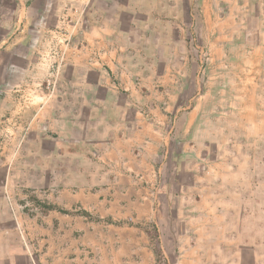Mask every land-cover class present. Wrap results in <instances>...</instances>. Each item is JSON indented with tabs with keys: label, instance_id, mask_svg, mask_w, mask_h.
Returning a JSON list of instances; mask_svg holds the SVG:
<instances>
[{
	"label": "rangeland",
	"instance_id": "rangeland-1",
	"mask_svg": "<svg viewBox=\"0 0 264 264\" xmlns=\"http://www.w3.org/2000/svg\"><path fill=\"white\" fill-rule=\"evenodd\" d=\"M241 2L0 0V264H156L157 236L169 264H264V137L242 192L229 193L223 159L233 120L225 84L245 72L241 39L229 35L239 22L227 17L240 14ZM158 12L168 15L164 27L155 25ZM112 34L117 68L101 54ZM163 34L177 40L169 57ZM128 36L146 65L145 76L125 80L119 59ZM202 98L194 139L217 141L210 160L207 150L197 160L168 146L167 158L150 164L152 178L136 177L150 192L125 195L134 215L118 205L110 213L100 191L131 184L123 172L137 167L106 150L113 126L144 115L183 129Z\"/></svg>",
	"mask_w": 264,
	"mask_h": 264
},
{
	"label": "crops",
	"instance_id": "crops-1",
	"mask_svg": "<svg viewBox=\"0 0 264 264\" xmlns=\"http://www.w3.org/2000/svg\"><path fill=\"white\" fill-rule=\"evenodd\" d=\"M262 9L260 10L259 5ZM240 14L232 13L229 15L227 20H235L239 22V28L230 30L229 35L235 37L238 36L241 39L239 45L240 53V68L243 69L244 75L240 77V80H228L229 83L225 84V94L229 95V116L233 118L229 126V135L227 136V143H229V151L224 156L225 167L228 170L229 179L226 180V185L230 186L229 193L231 195L242 192L240 188L241 177L247 176V171L250 173L253 170L252 162H257L258 155L262 151L263 137H264V122H263V96H264V0L260 2L253 0H243L240 3ZM115 17L117 15H114ZM156 18L161 25L155 24L158 28L164 27L162 22H166L167 13L158 12L152 15ZM110 27H114L113 21L108 22ZM100 27V25L98 26ZM97 27V36L103 41L106 40L103 29ZM255 27V28H254ZM114 30L112 33H114ZM158 33H162L163 30H155ZM108 39V48L103 50L101 54L109 55L108 62L111 66L117 68L119 65L116 64V55L118 53L117 46L114 45V36ZM128 44L123 45L122 49H125V54H120L119 62L121 64L122 71L124 72L125 80H130L133 74L145 76V71L142 69L146 63L142 57L133 55L131 48H135L129 36L126 38ZM177 40H168L163 34V41L160 43L164 47L165 56L170 55L171 44H176ZM170 45V46H169ZM230 46V45H229ZM137 50V48H135ZM172 53V52H171ZM175 52V58L178 57ZM169 57V56H168ZM168 57H165L168 62ZM228 59V58H227ZM176 59L175 66H178L181 61ZM135 65V67H134ZM167 69H176L172 64V61L168 63ZM231 66L230 61H224V66ZM183 65H181L182 68ZM159 66V60L154 62L151 66L152 78L157 79L161 76ZM256 69V73L253 74V70ZM251 70V71H250ZM249 72H252L250 78ZM177 73V71H175ZM168 80H173L169 78ZM210 93V92H209ZM209 97V96H208ZM210 98V97H209ZM249 98H255V102H250ZM205 102V98L197 99L196 104L192 107V111L188 113L189 122L179 129L177 124H171L166 127L165 121H159L162 125H158L152 117H146L141 115L143 119H135L131 123H119L113 126L112 130L108 133V141L105 145L107 151L117 153L122 157H130L135 162L136 166L133 172L124 171L123 175L125 178L131 180V184H122L119 181L112 183L108 188H103L100 191L99 201L101 205L107 206L108 211L111 213L112 206H119L122 216L129 217L133 216L131 205L135 203L128 198L131 192L135 191H147L150 192V184L138 183L136 177L143 173V177L152 178V171L150 167L151 163L157 160L161 155L164 159L167 158L170 149L168 146L173 148L179 144L180 150L176 148L179 153V157L185 155L189 150L193 153L194 159H204L205 156L202 154L204 150L208 151L207 160H210L209 153L214 151L217 141L209 140V142L194 139L195 132H198L200 125L197 123V119L201 113V106ZM160 109V107H159ZM142 111L144 108L141 109ZM157 110H154L156 112ZM239 117V119H237ZM237 119V120H236ZM130 125V126H129ZM129 126L130 128L124 127ZM180 130H183V136L180 140L178 134ZM173 136L169 137L168 134ZM181 133V132H180ZM261 159V158H260ZM149 164V165H148ZM147 166V167H145ZM143 168V172L140 168ZM138 168V170L136 169ZM257 169L256 165L254 167ZM148 170L150 174L145 172ZM256 171V170H255ZM258 176L257 172L253 173ZM262 171L260 172V175ZM122 195L123 202H120L117 195ZM117 198L114 199V198ZM126 197V198H125ZM145 199V198H144ZM122 201V200H121Z\"/></svg>",
	"mask_w": 264,
	"mask_h": 264
},
{
	"label": "trees",
	"instance_id": "trees-1",
	"mask_svg": "<svg viewBox=\"0 0 264 264\" xmlns=\"http://www.w3.org/2000/svg\"><path fill=\"white\" fill-rule=\"evenodd\" d=\"M151 240L154 243L153 252H154L155 257H156V264H169L168 260L166 259L165 255H164V252L162 250L161 243L159 241V237L158 236L156 238L151 237Z\"/></svg>",
	"mask_w": 264,
	"mask_h": 264
}]
</instances>
